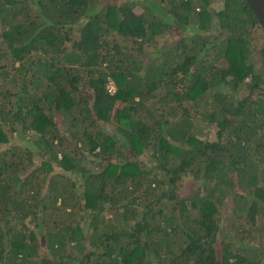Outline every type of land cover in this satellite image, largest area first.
<instances>
[{
  "label": "trees",
  "instance_id": "obj_1",
  "mask_svg": "<svg viewBox=\"0 0 264 264\" xmlns=\"http://www.w3.org/2000/svg\"><path fill=\"white\" fill-rule=\"evenodd\" d=\"M223 1H0V264H261L264 31Z\"/></svg>",
  "mask_w": 264,
  "mask_h": 264
},
{
  "label": "rangeland",
  "instance_id": "obj_2",
  "mask_svg": "<svg viewBox=\"0 0 264 264\" xmlns=\"http://www.w3.org/2000/svg\"><path fill=\"white\" fill-rule=\"evenodd\" d=\"M223 0H209L208 3V9L209 11H211L212 13V17H213V27H215L218 23V19L216 17V11L218 9H220V7L222 6ZM136 10L139 12L141 9L139 6H137ZM215 29V28H212ZM260 41L264 42V37L261 36ZM255 57L257 58V63L259 62V58H260V54L258 53V48L256 50V52L254 53ZM257 66L259 64H256ZM211 98L208 97L207 99V103L206 104L204 101H202L200 103V106H210L211 105ZM199 105H192V108H190V105L187 107L190 109L191 111V118L194 120L195 123V133L199 135V133L202 131H204V129L207 131L208 135L206 136V138L208 139H214L215 138V133L212 127H210V125L208 124L206 126V123L208 122V118L205 116L204 114V110L202 109V107H200ZM179 114H182V110L179 112ZM206 127V128H205ZM111 129V128H110ZM151 161V160H150ZM226 206H229V204L227 202H225ZM224 206H220L223 214L225 217H228V209L227 207ZM42 215V214H41ZM31 221V220H28ZM32 224H29V227L32 229L34 222H31ZM257 229L256 231H254V233L252 234V238H245L244 241L247 242L246 244L252 247V252L250 253L251 255L257 254L259 256L260 263L264 264V216H260L258 219V225H257ZM250 243V244H248Z\"/></svg>",
  "mask_w": 264,
  "mask_h": 264
},
{
  "label": "water",
  "instance_id": "obj_3",
  "mask_svg": "<svg viewBox=\"0 0 264 264\" xmlns=\"http://www.w3.org/2000/svg\"><path fill=\"white\" fill-rule=\"evenodd\" d=\"M251 7L264 31V0H246Z\"/></svg>",
  "mask_w": 264,
  "mask_h": 264
},
{
  "label": "built area",
  "instance_id": "obj_4",
  "mask_svg": "<svg viewBox=\"0 0 264 264\" xmlns=\"http://www.w3.org/2000/svg\"><path fill=\"white\" fill-rule=\"evenodd\" d=\"M0 1H1V0H0ZM107 87H108V90H109L110 93H113V92L115 91V84H114L113 81H109Z\"/></svg>",
  "mask_w": 264,
  "mask_h": 264
},
{
  "label": "crops",
  "instance_id": "obj_5",
  "mask_svg": "<svg viewBox=\"0 0 264 264\" xmlns=\"http://www.w3.org/2000/svg\"><path fill=\"white\" fill-rule=\"evenodd\" d=\"M223 4H224V1H223V3H222V6H223ZM222 6H221V7H222ZM221 7H220V8H221ZM218 10H219V9H218ZM218 10H217V11H218ZM117 104H118V103H117ZM118 105H119V104H118Z\"/></svg>",
  "mask_w": 264,
  "mask_h": 264
},
{
  "label": "clouds",
  "instance_id": "obj_6",
  "mask_svg": "<svg viewBox=\"0 0 264 264\" xmlns=\"http://www.w3.org/2000/svg\"><path fill=\"white\" fill-rule=\"evenodd\" d=\"M114 84H115V83H114ZM115 91H116V87H115ZM115 91H114V92H115ZM114 92H113V93H114Z\"/></svg>",
  "mask_w": 264,
  "mask_h": 264
}]
</instances>
